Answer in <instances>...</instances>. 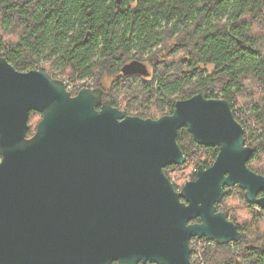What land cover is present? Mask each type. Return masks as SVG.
<instances>
[{"label":"water","instance_id":"water-1","mask_svg":"<svg viewBox=\"0 0 264 264\" xmlns=\"http://www.w3.org/2000/svg\"><path fill=\"white\" fill-rule=\"evenodd\" d=\"M103 94L71 96L0 57V264H192V239L240 240L216 206L237 186L264 211V176L248 168L253 149L230 104L201 92L143 119ZM30 113L41 119L28 137ZM181 128L218 154L176 191L164 169L187 161Z\"/></svg>","mask_w":264,"mask_h":264},{"label":"trees","instance_id":"trees-1","mask_svg":"<svg viewBox=\"0 0 264 264\" xmlns=\"http://www.w3.org/2000/svg\"><path fill=\"white\" fill-rule=\"evenodd\" d=\"M0 57L18 72L60 79L69 92L100 87L131 117L171 115L177 101L201 92L226 100L253 149L249 169L264 176V0H0ZM127 66L134 71L125 75ZM40 119L30 113L28 137ZM177 144L187 161L164 173L179 191L218 151L196 145L185 128ZM216 210L240 240L202 249L194 239L191 255L264 264V211L239 188Z\"/></svg>","mask_w":264,"mask_h":264},{"label":"built area","instance_id":"built-area-1","mask_svg":"<svg viewBox=\"0 0 264 264\" xmlns=\"http://www.w3.org/2000/svg\"><path fill=\"white\" fill-rule=\"evenodd\" d=\"M198 241L199 242L197 243V247L199 248L201 247L202 249H208L209 247H213V245H215L214 242L207 241V240H204L203 242L202 240H198ZM194 242H195L194 239H192L190 241V244H193ZM190 261L192 264H208L207 262L203 260V258L201 257V254L197 252L194 255L190 256Z\"/></svg>","mask_w":264,"mask_h":264},{"label":"flooded vegetation","instance_id":"flooded-vegetation-1","mask_svg":"<svg viewBox=\"0 0 264 264\" xmlns=\"http://www.w3.org/2000/svg\"><path fill=\"white\" fill-rule=\"evenodd\" d=\"M135 69H137L138 67L137 66H135L134 67ZM54 78V77H53ZM54 80H60V79H57V78H54ZM67 80H69V79H67ZM85 80H87V79H85ZM97 88H100V87H97ZM92 89H94V88H92ZM102 89V88H101ZM103 90V89H102ZM104 91V90H103ZM71 93V96H75L76 94H77V92L76 93H73V92H70ZM105 101H108V100H105V96H104V94H103V102H105ZM110 102V101H109ZM111 104V103H110ZM112 106V105H111ZM113 107V106H112ZM189 136H190V138L192 139V137H191V135L189 134ZM193 140V139H192ZM194 142V141H193ZM197 145V144H196ZM246 145V144H245ZM199 146V145H198ZM246 146H248V145H246ZM207 148V147H206ZM212 149H215V150H217L218 151V149L217 148H212ZM217 154H218V152H217ZM217 156V155H216ZM216 159V158H215ZM249 168V167H248ZM253 172V171H252ZM234 188H238L237 186L236 187H234ZM233 188V189H234ZM232 189V190H233ZM231 191V190H230ZM229 191V192H230ZM243 194H244V191H243ZM263 194H260L258 197H260V196H262ZM229 220V219H228ZM192 224H195V223H199V220H195L194 222L192 221L191 222Z\"/></svg>","mask_w":264,"mask_h":264},{"label":"rangeland","instance_id":"rangeland-1","mask_svg":"<svg viewBox=\"0 0 264 264\" xmlns=\"http://www.w3.org/2000/svg\"><path fill=\"white\" fill-rule=\"evenodd\" d=\"M148 69V68H147ZM209 70L211 69V68H208ZM107 82H108V80H107ZM107 82H106V84H107ZM72 87V86H71ZM73 88V87H72ZM72 91H70V92H73V93H76V92H78L79 90H80V88H78V87H75V88H73V89H71ZM74 90H76V91H74Z\"/></svg>","mask_w":264,"mask_h":264}]
</instances>
